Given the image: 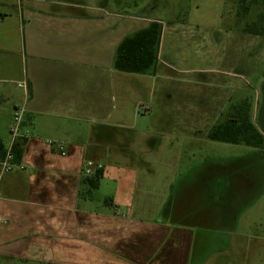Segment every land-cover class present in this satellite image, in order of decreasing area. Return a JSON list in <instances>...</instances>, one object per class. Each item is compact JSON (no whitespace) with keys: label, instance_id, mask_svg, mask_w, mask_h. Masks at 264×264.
<instances>
[{"label":"crops","instance_id":"obj_1","mask_svg":"<svg viewBox=\"0 0 264 264\" xmlns=\"http://www.w3.org/2000/svg\"><path fill=\"white\" fill-rule=\"evenodd\" d=\"M127 5L0 0V139L6 150L11 137L6 142L3 135V109L25 108L22 160L5 173L0 164V264H207L224 249L218 231L233 217L223 216L215 197L223 184L222 159L211 146L206 150L208 131L202 128L225 117L208 124L205 112L188 101L183 114L180 105L171 107L163 128L150 121L168 91L158 86L159 68L174 64L159 50L148 73L114 67L120 42L158 20ZM163 37L164 31L161 44ZM223 81L220 108L237 103L235 85ZM255 124L264 134V126ZM176 144L177 159L192 160L199 149L213 164L176 169L168 161ZM160 159L175 170L162 202ZM88 161L101 165L104 177L84 197Z\"/></svg>","mask_w":264,"mask_h":264},{"label":"rangeland","instance_id":"obj_2","mask_svg":"<svg viewBox=\"0 0 264 264\" xmlns=\"http://www.w3.org/2000/svg\"><path fill=\"white\" fill-rule=\"evenodd\" d=\"M133 1L138 3L137 7L131 4ZM126 2L128 11L146 14L163 23L165 37L160 50L174 64L170 69L159 68L158 86L160 91L166 88L168 91L160 94L151 122L163 128V120L173 114L171 107L180 105L179 114H183L186 110L182 106L188 101L190 108L199 107L196 110L205 112L208 124L217 122L221 114L226 117L229 106L220 108L218 97L224 92L223 80L228 79L237 90L232 101L248 99L253 121L264 126V37L238 31L245 21L251 22L264 14V0L252 3L246 19L237 16V12L244 11L239 0H123ZM262 19L264 22V16ZM10 85L15 94L21 93L17 84ZM3 113L6 115L3 135L8 142L11 137L8 125L12 126L14 112L5 107ZM202 129L209 132L211 127ZM172 130L176 134L182 131L177 127ZM203 144L207 151L211 146L221 155L223 184L214 193L223 216L233 217V221H224L218 231L223 251L211 256L207 264H264V145L257 148L209 138ZM178 147L176 144L173 150L176 154L168 160L178 170L190 163L208 167L214 162L204 159L199 149L194 156L192 152V160H179ZM158 162V202H162L168 193L169 180L175 178V170H168L161 159ZM236 203L238 207L233 206Z\"/></svg>","mask_w":264,"mask_h":264},{"label":"trees","instance_id":"obj_3","mask_svg":"<svg viewBox=\"0 0 264 264\" xmlns=\"http://www.w3.org/2000/svg\"><path fill=\"white\" fill-rule=\"evenodd\" d=\"M239 0L244 11L237 12V16L246 19L251 9L252 3L257 0ZM264 14L259 18L249 22L245 21L242 31L255 35L264 36ZM163 23L153 20L145 28L133 34L127 35L118 45L114 58V67L117 70L129 73H148L152 71L159 59V50L162 40ZM264 74V72H263ZM31 91V90H30ZM252 104L248 99L237 103H232L227 109L225 119L214 125L208 132V138L212 141L227 142L233 144L245 143L251 147H262L264 145V134L252 120ZM24 141H18L13 147V163H19L24 153ZM6 155V148L0 139V160ZM104 170L97 169L91 175L83 179L84 188L81 193L84 197H91L100 187ZM105 202L113 203L112 197H107Z\"/></svg>","mask_w":264,"mask_h":264},{"label":"built area","instance_id":"obj_4","mask_svg":"<svg viewBox=\"0 0 264 264\" xmlns=\"http://www.w3.org/2000/svg\"><path fill=\"white\" fill-rule=\"evenodd\" d=\"M24 116H25V108L24 107L16 108L14 113L13 123L10 128L11 143L6 150L5 158L0 162L2 173L9 172L14 167V164L12 162L14 158L13 147L15 143H17L20 139L24 137V135L21 132V126L24 120ZM58 148L64 153L65 151L64 144L60 143L58 145ZM101 167H102L101 165H95L93 162L88 161L85 163L83 171L84 174L87 176V175H91L96 169H100Z\"/></svg>","mask_w":264,"mask_h":264}]
</instances>
